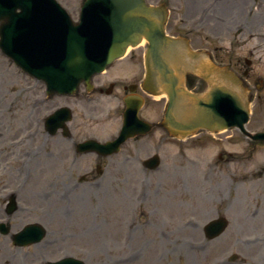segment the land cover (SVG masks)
<instances>
[{
    "label": "rangeland",
    "instance_id": "1",
    "mask_svg": "<svg viewBox=\"0 0 264 264\" xmlns=\"http://www.w3.org/2000/svg\"><path fill=\"white\" fill-rule=\"evenodd\" d=\"M58 1L72 18H77L83 0ZM146 1L152 5L167 4L169 35L185 36L194 49L207 51L220 65L230 63L238 72L249 70L251 84L248 86L255 98L250 106L248 129L264 130V0ZM141 51V47L134 49L124 60L113 63L107 73L111 74L115 68H128V83L131 82L139 76ZM244 60L251 61L250 67ZM10 64L14 76L7 73L3 79L0 69V207L13 190L21 211L12 222L42 218L40 222L50 228L54 241L41 250L46 252V259L52 260L67 252L86 264H231L228 256L236 254L244 264H257L260 258L251 254L264 257L263 244H243V235L238 233L240 227L252 222L241 215L248 206L234 203L225 194L230 190V195L236 197L228 174L236 170L238 173L255 170L257 162L264 161V150L258 151L250 161H237L228 165L229 170L220 171L215 165L223 162L217 161L215 155L222 146L236 149L245 144L236 138L226 140L223 134L213 137L198 134L195 139L178 141L164 130L153 129L146 136L125 143L118 154L102 159L104 173L98 178L94 171V182L79 183L78 176L94 168L95 159L81 157L71 164L64 151L67 145L57 140V135L48 138L44 145L45 134L41 127L36 139L25 146H31L33 153H38L34 157L36 165L27 168L32 173V178L27 179L24 171H17L23 165L19 151L7 150L10 140L29 128L26 126L29 123L24 125L25 116L32 125L37 117L67 103L64 98L54 97L35 110L34 105L45 98L41 95L42 86ZM259 78L263 83H257ZM13 82L16 83L11 84ZM203 87L196 81L192 89L199 91ZM21 89L24 95H19ZM118 93L117 98H106L97 108L88 104L73 107L76 119L74 116L68 126L75 139L86 135H95L100 140L115 136L120 125L118 114L123 108ZM141 94L145 102L140 114L151 122L160 120L164 100H152ZM155 153L161 158L159 169L144 170L141 162ZM128 156H131L129 163ZM12 157L18 159L10 162ZM193 160H196L194 165ZM211 164L212 170L209 169ZM33 184L40 186L33 187ZM20 186L22 191L18 189ZM236 193L241 200L243 190L240 188ZM76 197L78 215L74 211ZM179 200L184 207L176 209ZM47 206L53 216L42 215ZM130 212L132 229L128 228ZM218 214H229L231 224L236 222L239 227L230 224L222 236L207 241L201 227ZM194 215L198 217L188 220ZM77 219L83 223L79 229H76ZM189 221L191 224L187 223ZM241 222L246 224L242 226ZM190 246L206 250H192ZM1 247L0 259L5 255ZM240 254L248 258L242 259ZM21 255L14 264H40L34 255L30 259Z\"/></svg>",
    "mask_w": 264,
    "mask_h": 264
},
{
    "label": "water",
    "instance_id": "2",
    "mask_svg": "<svg viewBox=\"0 0 264 264\" xmlns=\"http://www.w3.org/2000/svg\"><path fill=\"white\" fill-rule=\"evenodd\" d=\"M89 3H93L99 8L88 17L91 18L90 24H92V20L96 21V24L99 23L98 14H101L110 25L112 43L109 52L104 60L93 63L83 55L86 45H80L83 41L79 39V36L59 35L52 31L51 34L57 43L69 45L66 51L73 48L67 61L68 66L75 68L73 74L77 76V79L73 81V85H68L70 80L63 77L57 67L55 70L56 85L50 77L42 76L47 81L51 93L69 92L79 81L87 79L92 73L101 71L113 59L122 56L127 46H135L144 38L148 42L146 54V65L150 68L148 77L154 90L158 91L157 93H165L168 97L164 122L166 127L177 131H193L200 127L218 130L237 126L243 130L248 112L246 103L237 93L219 86H213L204 94H194L186 90L184 86L185 74L193 70V63L201 57L199 54L190 52L184 40L165 36L166 10L164 5L153 8L147 7L144 0H87L84 7ZM8 17L4 19L9 21L11 17ZM83 33L91 34L87 28ZM87 39L95 40L91 36ZM87 54L93 53L89 51ZM62 65L63 63L60 64V66ZM130 121L136 123L134 119H128V122ZM143 127L142 123L137 128L134 125L129 126L128 131L125 129L124 134L130 130H132V134ZM254 138L264 140V133L258 134ZM123 140L124 137L114 145L100 147L99 151L103 153L104 149L116 150L118 144ZM219 227H221V223H219ZM75 262L81 264L73 259H69L65 264H74Z\"/></svg>",
    "mask_w": 264,
    "mask_h": 264
},
{
    "label": "flooded vegetation",
    "instance_id": "3",
    "mask_svg": "<svg viewBox=\"0 0 264 264\" xmlns=\"http://www.w3.org/2000/svg\"><path fill=\"white\" fill-rule=\"evenodd\" d=\"M116 83L117 82H113V83L107 82V80H105L101 76L95 78V80H94V85L96 86V91L98 92L99 95H102L103 93H106V87L108 85L111 86V90L114 89ZM127 85H128V83H123V84L121 83L120 84V86L122 87V89L124 91H126ZM259 175L261 177H263L262 173H259ZM259 180H262V183L250 186L249 190H247L246 188L242 187L243 192L246 193V194L248 192H253L258 197L264 199V179L262 178V179H259ZM236 188H238V186H236ZM257 214H258V212L256 213V215ZM252 230L257 231V232L264 231V216L260 217V220L256 222V225L253 226Z\"/></svg>",
    "mask_w": 264,
    "mask_h": 264
},
{
    "label": "bare ground",
    "instance_id": "4",
    "mask_svg": "<svg viewBox=\"0 0 264 264\" xmlns=\"http://www.w3.org/2000/svg\"><path fill=\"white\" fill-rule=\"evenodd\" d=\"M144 44V41L140 44V45H143ZM1 62V61H0ZM1 67L3 66L2 63H0ZM6 74L7 72L6 71H3L2 72V78L5 79L6 78ZM0 77H1V74H0ZM16 82H13L11 84H14ZM7 86H10L7 85ZM13 86V85H12ZM21 88V87H20ZM20 94H23L24 95V90H20L19 92V95ZM161 97H157L156 100H160ZM23 122L24 123H28L29 122V118L28 116H25L23 118ZM38 132V131H37ZM31 134H28L26 139L30 138L31 140H33V135L31 136ZM30 141V140H29ZM29 141H25V140H19V141H13L12 144H11V148H15L17 151H19L20 153V158L22 160V163H23V167H20V171L23 170L26 166L27 167H34L36 164H35V161H34V158L33 156L29 155V154H26L23 150H21L23 147L25 146H28L29 145ZM33 155V154H32ZM14 161H16V159H13ZM32 178V176H31ZM39 181H42V177L38 179ZM36 187V186H40V185H37V184H33V187ZM56 186V185H55ZM50 206H48L44 212L45 215H50L53 211L49 208ZM52 207V206H51ZM77 229H79V226H77Z\"/></svg>",
    "mask_w": 264,
    "mask_h": 264
}]
</instances>
